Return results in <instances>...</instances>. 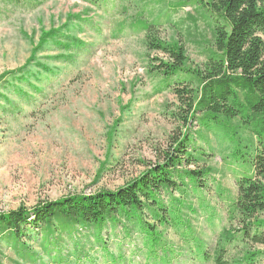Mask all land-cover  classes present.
Listing matches in <instances>:
<instances>
[{"label": "rangeland", "instance_id": "rangeland-1", "mask_svg": "<svg viewBox=\"0 0 264 264\" xmlns=\"http://www.w3.org/2000/svg\"><path fill=\"white\" fill-rule=\"evenodd\" d=\"M182 1L0 0V212L115 190L144 173L172 137L184 132L172 116L179 105L175 85H166L155 69L168 55L149 49L147 32L132 25L140 15L148 21L161 15L154 35L178 41L187 64L198 68L213 45L216 14L192 0L176 5ZM53 29L56 37L34 51L23 71L27 79L10 78L9 72L31 57L41 35ZM189 132L213 171L202 178V191L162 193L184 224L157 225L166 245L156 247L135 228L128 234L121 225H107L105 243L94 239L93 229H81L75 236L85 244L82 258L90 257L83 264H210L192 246L200 244L211 254L220 230L229 227L225 196L236 193L235 175L222 160L225 145L213 133L197 120ZM34 237H22L39 256L32 263L0 238L3 264H56L41 245V233ZM61 248L70 261L62 264H76L74 239L64 236ZM237 253L231 250V256ZM259 261L264 264V255Z\"/></svg>", "mask_w": 264, "mask_h": 264}, {"label": "trees", "instance_id": "trees-1", "mask_svg": "<svg viewBox=\"0 0 264 264\" xmlns=\"http://www.w3.org/2000/svg\"><path fill=\"white\" fill-rule=\"evenodd\" d=\"M191 4L216 14L213 45L198 68L187 64L184 47L178 41L166 42L154 35L152 27L158 25L161 15L151 21L140 15L132 23L136 31L147 32L149 49L168 55L169 59L155 69L166 85H175L173 93L179 105L172 116L184 126V132L172 137L167 151L144 173L115 190L71 194L30 210L21 206L0 212V238L6 239L23 261L32 263L39 258L22 240L23 236L37 238L39 232L41 245L56 264L70 262L61 254L64 236L74 239L76 264L90 260L82 258L85 244L75 236L81 229H93L94 239L105 243L103 229L121 225L128 234L134 228L143 232L145 242L153 247L165 246L157 225L177 227L185 221L177 207L166 206L162 193L178 189L187 195L190 188L202 191V178L213 171L201 149L194 148L189 129L197 120L221 146L225 145L222 160L235 175L236 193L225 196L229 227L220 230L212 253L200 244L192 246L194 253L210 264H260L264 255V0H192ZM176 5L190 3L183 0ZM56 33L54 29L43 33L31 57L21 68L9 72L10 78L26 80L23 71L33 60L34 51ZM190 164L196 168H189ZM175 219L179 221L175 223ZM249 244L262 249L250 250L246 247ZM233 249L240 258L231 256Z\"/></svg>", "mask_w": 264, "mask_h": 264}]
</instances>
